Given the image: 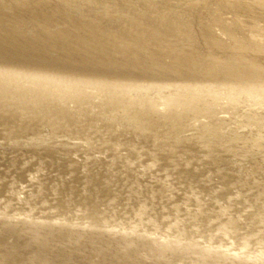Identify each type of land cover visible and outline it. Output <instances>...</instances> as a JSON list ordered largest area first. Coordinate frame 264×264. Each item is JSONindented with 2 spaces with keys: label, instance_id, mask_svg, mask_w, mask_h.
Segmentation results:
<instances>
[{
  "label": "rangeland",
  "instance_id": "rangeland-1",
  "mask_svg": "<svg viewBox=\"0 0 264 264\" xmlns=\"http://www.w3.org/2000/svg\"><path fill=\"white\" fill-rule=\"evenodd\" d=\"M0 264H264V0H0Z\"/></svg>",
  "mask_w": 264,
  "mask_h": 264
}]
</instances>
